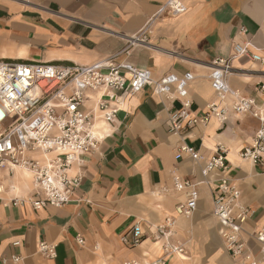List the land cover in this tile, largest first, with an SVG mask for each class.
I'll return each instance as SVG.
<instances>
[{
    "label": "crops",
    "instance_id": "0c3cea01",
    "mask_svg": "<svg viewBox=\"0 0 264 264\" xmlns=\"http://www.w3.org/2000/svg\"><path fill=\"white\" fill-rule=\"evenodd\" d=\"M180 1V14L157 16L146 43L130 45L128 38L145 27L165 0H0V59L90 64L115 55L155 77L190 71L194 78L188 94L200 114L215 98L208 76L211 61L232 56L233 41H247L263 60L233 58L238 72L229 76V83L242 95L264 102V89H256L257 83L264 84V0ZM241 27L245 32H239ZM96 95L90 91L85 101L91 111ZM177 106L178 99L156 94L149 86L123 96L114 121L97 122L102 134L97 147L79 153L80 161L71 166L69 172H79L81 178L61 207L33 208L28 198L35 187L29 173L0 168V264L145 263L159 254V244L146 238L128 246L120 236L135 222L146 228L165 215L174 217L171 239L185 250L169 256L166 264H240L218 234L211 184L199 185L191 215L175 211L185 195L174 189V175L202 179L204 159L220 145L226 149L227 169L209 178L226 175L240 190L241 202L253 209L241 237L257 254V264H264L249 234L264 227V165L237 154L251 140L257 119L231 114L221 122L212 117L173 133L166 121ZM182 143L201 158L193 160L185 152L176 158ZM42 241L54 245V257L40 252ZM13 255L20 259L14 261Z\"/></svg>",
    "mask_w": 264,
    "mask_h": 264
},
{
    "label": "built area",
    "instance_id": "2783aa9c",
    "mask_svg": "<svg viewBox=\"0 0 264 264\" xmlns=\"http://www.w3.org/2000/svg\"><path fill=\"white\" fill-rule=\"evenodd\" d=\"M183 9L180 0H165L145 27L128 38V43H146L149 25L157 16L162 13L176 16ZM239 32H245V28L241 27ZM232 46V56L215 57L210 63L208 76L215 98L200 114L193 110L188 94V84L194 78L190 71L155 77L146 68L117 61L115 55L90 64L0 59V168L11 173L14 166H22L31 171L35 189L28 200L33 208L63 206L81 178L79 172H69L71 166L80 161L79 153L95 149L102 138L95 124L96 111L103 121L113 122L121 98L145 86L156 94L179 100V106L171 109L166 121L168 131L173 133L181 134L207 123L212 117L221 122L231 114L257 119L259 124L251 140L237 154L263 166L264 102L257 103L254 97L242 95L229 83V76L238 72L232 64L233 58L245 56L261 62L263 57L252 51L247 41H233ZM256 89H264L263 82L257 83ZM88 91L102 92L92 111L85 106ZM183 152L193 160L201 158L199 152L186 143L179 146L175 157ZM226 169V149L220 145L204 159L200 169L202 179L174 175V189L185 195L175 211L191 215L199 197V185L211 184V213L217 219L218 234L225 250L240 264H257V254L241 237L253 209L241 202L240 190L226 175L221 174L215 180L209 178L212 172L224 173ZM174 223L172 215H165L161 222L146 228L140 222L133 223L120 240L134 246L148 237L159 244V254L145 263L130 259L124 264H166L169 256L185 254L183 245L171 239ZM249 234L257 245V253L264 255V227ZM77 241L82 242V238L78 236ZM13 244L18 245L19 241ZM39 250L46 257L55 256L54 245L45 241L39 243ZM12 259L18 261L20 257L13 255Z\"/></svg>",
    "mask_w": 264,
    "mask_h": 264
},
{
    "label": "bare ground",
    "instance_id": "6f19581e",
    "mask_svg": "<svg viewBox=\"0 0 264 264\" xmlns=\"http://www.w3.org/2000/svg\"><path fill=\"white\" fill-rule=\"evenodd\" d=\"M90 91H88L87 92V95H88V93H89ZM94 92H96L97 93V95L96 96H94L93 97V99H95V101H96V99L101 95V91H94ZM97 112V114H96V118H95V124H96V126H97V122L98 121H101V122H103V123H106V124H109V123H107V122H105V121H103L101 118H100V115H99V112L98 111H96ZM99 131V130H98ZM100 133V132H99ZM101 134V133H100ZM3 169V168H2ZM15 169H21V170H23V171H27L28 173H29V176L31 177V179H32V173H31V171L28 169V168H26V167H22V166H14L13 167V171L15 170ZM4 170H7L8 171V169H4ZM9 172V171H8ZM10 173V172H9ZM2 189H1V187H0V191H1ZM148 238V237H147ZM146 239V238H145ZM154 243V242H153ZM154 244H156V243H154Z\"/></svg>",
    "mask_w": 264,
    "mask_h": 264
}]
</instances>
